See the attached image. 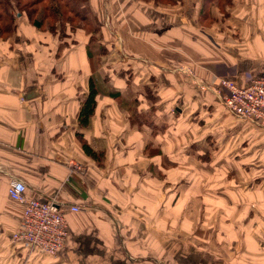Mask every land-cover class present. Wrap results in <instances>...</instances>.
I'll use <instances>...</instances> for the list:
<instances>
[{
    "label": "crops",
    "instance_id": "0c3cea01",
    "mask_svg": "<svg viewBox=\"0 0 264 264\" xmlns=\"http://www.w3.org/2000/svg\"><path fill=\"white\" fill-rule=\"evenodd\" d=\"M88 2L96 45L79 28L63 43L23 15L0 38V264H264L251 179L264 128L228 112L218 85L264 74V0L211 4L206 25L200 0ZM89 77L95 106L79 125ZM18 178L63 211L54 254L10 240L22 204L5 189Z\"/></svg>",
    "mask_w": 264,
    "mask_h": 264
},
{
    "label": "built area",
    "instance_id": "2783aa9c",
    "mask_svg": "<svg viewBox=\"0 0 264 264\" xmlns=\"http://www.w3.org/2000/svg\"><path fill=\"white\" fill-rule=\"evenodd\" d=\"M218 85L221 103L228 112L264 128V74L243 77L241 83L219 78ZM75 164H71L70 171L76 169ZM24 188L19 178L10 179L6 185L8 196L22 204L19 224L11 232L10 240L21 242L30 251L54 254L63 246L67 234L63 211L52 198L39 200L25 196ZM77 208V205L68 207L71 211Z\"/></svg>",
    "mask_w": 264,
    "mask_h": 264
},
{
    "label": "trees",
    "instance_id": "16d2710c",
    "mask_svg": "<svg viewBox=\"0 0 264 264\" xmlns=\"http://www.w3.org/2000/svg\"><path fill=\"white\" fill-rule=\"evenodd\" d=\"M152 1L163 5L174 4L180 0H141ZM231 0H200L198 10V21L206 25L212 20L209 12L211 4L218 8L230 4ZM23 15L25 19L41 32L45 31L57 35V39L65 42V37L71 30L76 28L87 31L88 44H97V36L100 23L93 14L88 0H0V38L7 39L13 35L15 30L16 17ZM225 15V12H224ZM68 31V32H67ZM99 53H104V46H99ZM88 92L82 101L77 113L79 125H85L95 106L97 89L94 86L92 77L88 80ZM115 92H110L114 96ZM81 145L83 150L95 157V153L85 143Z\"/></svg>",
    "mask_w": 264,
    "mask_h": 264
},
{
    "label": "rangeland",
    "instance_id": "374dc122",
    "mask_svg": "<svg viewBox=\"0 0 264 264\" xmlns=\"http://www.w3.org/2000/svg\"><path fill=\"white\" fill-rule=\"evenodd\" d=\"M89 4H90V2H89ZM90 7H91V10H92V5L90 4ZM103 10H104V6H103ZM112 44V43H111ZM116 44L115 43H113L112 45H111V48L113 49H116ZM117 50V49H116ZM108 58V57H107ZM109 59L110 60H108L109 62L111 61V62H113L114 63V58H112V54L109 56ZM114 69H115V67H113ZM263 129V128H262ZM209 139H210V136H209ZM245 143H246V141H244ZM209 144H210V149H212V150H214V149H216L217 147L219 148L220 146H221V144H220V142H219V140H212V142H209ZM197 145V144H196ZM204 147V146H203ZM238 150V149H237ZM247 157V156H246ZM220 159H224V158H222V157H219V156H216V158H212L211 160H213V161H216V163L218 162V163H221L222 162V160H220ZM245 158H243V160H244ZM249 158H247V160L244 162V166H245V164H249ZM251 161H253V158H251ZM251 179L254 181V182H256V183H258L259 185H260V190H261V192L259 193V197H260V201L258 202V203H256L255 204V206L257 207V208H255V210H256V212H262V213H264L263 212V210H264V171H262V169H258L257 171H253V172H251ZM240 206H242V207H245V206H247V205H245V204H241ZM251 206H253V204L251 205ZM206 217H213V216H211V214L210 213H208V215L206 216Z\"/></svg>",
    "mask_w": 264,
    "mask_h": 264
}]
</instances>
